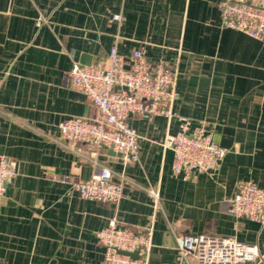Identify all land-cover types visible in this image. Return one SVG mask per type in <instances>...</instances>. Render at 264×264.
Returning <instances> with one entry per match:
<instances>
[{"label": "crops", "instance_id": "1", "mask_svg": "<svg viewBox=\"0 0 264 264\" xmlns=\"http://www.w3.org/2000/svg\"><path fill=\"white\" fill-rule=\"evenodd\" d=\"M222 1L0 0V156L16 169L0 199V264H103L97 232L113 219L153 232L148 264H197L193 255L180 262L177 248L178 237L195 236L256 245L259 260L244 264H264V226L228 214L241 182L264 190V41L224 28ZM40 17L48 22L39 28ZM114 46L127 64L142 50L153 68H176L179 93L171 121L129 118L140 139L137 162L98 152L115 182L126 178L119 204L70 192L96 167L85 147L81 157L58 142L61 122L99 117L74 86L73 68L108 67ZM183 118L191 133L212 131L227 151L215 175L173 174L165 141ZM149 190L159 192L158 203Z\"/></svg>", "mask_w": 264, "mask_h": 264}, {"label": "built area", "instance_id": "2", "mask_svg": "<svg viewBox=\"0 0 264 264\" xmlns=\"http://www.w3.org/2000/svg\"><path fill=\"white\" fill-rule=\"evenodd\" d=\"M224 28L241 32L251 38L264 41V4L251 0H223L218 4ZM120 21L121 16H114ZM48 22L44 17L36 21L41 27ZM106 68L75 66L71 72L73 84L98 108L96 121L72 118L59 124V139L66 148L84 157L85 147L91 154L89 161L96 172L85 182L72 183L70 192L81 198L101 203L119 204L124 195L126 178L116 175L96 158L101 150L110 149L120 153L127 163L137 162L140 139L130 126L129 118L139 116L152 122L163 116L169 121L174 116V105L179 96L177 90L178 70L164 62L153 68L142 50H135L131 64H127L114 46ZM179 131L169 136L165 147L173 152L172 170L175 176L188 180L193 173L215 175L227 151L214 139L212 131L191 133V121L183 118ZM16 176L10 158L0 156V199ZM159 202L157 190H149ZM228 214L237 219L264 226V190L253 181L241 182L237 193L229 199ZM105 248L103 264H148L153 247V232H136L118 225L113 219L109 226L97 232ZM179 261L185 262L193 255L197 264H244L257 262L259 247L248 245L235 238L215 236L178 237ZM137 254L133 258L131 254Z\"/></svg>", "mask_w": 264, "mask_h": 264}, {"label": "water", "instance_id": "3", "mask_svg": "<svg viewBox=\"0 0 264 264\" xmlns=\"http://www.w3.org/2000/svg\"><path fill=\"white\" fill-rule=\"evenodd\" d=\"M84 65V64H83ZM89 65V64H88ZM121 155V154H120ZM131 256L133 257V258H137L138 257V255L135 253V254H131Z\"/></svg>", "mask_w": 264, "mask_h": 264}]
</instances>
